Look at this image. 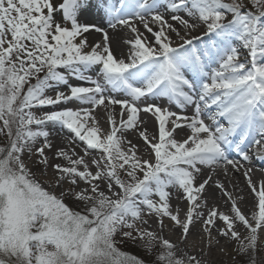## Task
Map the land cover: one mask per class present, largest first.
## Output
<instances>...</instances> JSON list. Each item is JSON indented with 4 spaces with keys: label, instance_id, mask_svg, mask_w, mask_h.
<instances>
[{
    "label": "snow or ice",
    "instance_id": "obj_1",
    "mask_svg": "<svg viewBox=\"0 0 264 264\" xmlns=\"http://www.w3.org/2000/svg\"><path fill=\"white\" fill-rule=\"evenodd\" d=\"M109 30L130 34L120 57ZM253 158L264 162V0H0V264H209L216 246L231 255L221 238L257 264ZM221 171L243 175L248 213Z\"/></svg>",
    "mask_w": 264,
    "mask_h": 264
},
{
    "label": "bare ground",
    "instance_id": "obj_2",
    "mask_svg": "<svg viewBox=\"0 0 264 264\" xmlns=\"http://www.w3.org/2000/svg\"><path fill=\"white\" fill-rule=\"evenodd\" d=\"M198 34H199V32L193 33V35H198ZM127 35H130V34L127 33L126 30H117V31L109 30L111 47H112L114 54L117 57H120L122 55V53L126 52V50H127L128 46L125 43H123V39ZM89 41L93 42V43L94 42H101L102 41V34H100V33L90 34L89 35ZM93 74H95V73H93ZM118 111H119V108L117 107V112ZM141 119L147 120L146 126L148 127L150 132L154 131L156 129L154 118H152L150 115L142 113ZM104 126L107 127V124H105ZM129 139H133L134 142L140 144L141 147H143L142 142L137 140L133 135L130 134ZM55 141H56L57 147H63L67 143L66 141H63L60 137H55ZM251 166L255 170L254 174H253L254 180H259L261 177H264V171L261 170V169H264V162H261L260 160L253 158ZM33 171L39 172V169L37 167L33 166ZM229 171H230V175H231V169H229ZM203 178L204 177H201V179H203ZM213 179L218 180L221 183H223L225 188L230 192H234L235 194H239L242 192L243 195L246 197V202L241 204L242 210L245 213H248L250 211L253 198H252V195L250 194L249 190L246 187L245 179L241 173H235L234 178L231 179V182H229V178H226L222 174V171L218 172L217 174H213ZM234 184L236 185L235 189L233 188ZM176 195H178V193ZM206 195H209L210 197H216V199H214V200L210 199L209 203L210 204H212V203L218 204L221 206V209L223 210V208L225 207L224 199H226V198H223V199L219 198V197H221V193L219 192L218 189H216L214 184L211 188L208 189ZM171 203H172L174 208L177 206L178 201L175 198V196L173 197ZM186 206H187L186 202L180 203L181 208H186ZM181 216H183V213H181ZM150 223L152 224V228L154 230L159 231V226H158L156 220H152V221H150ZM165 224L169 226L168 228L164 229L163 234L165 235V238H168L173 242H177L178 237L180 236V230L175 229L174 234H173V232L169 231V228L171 227V222L167 218H165ZM221 245L227 247L228 252L231 253V255H229L228 253L220 251L219 250L220 246H216L211 250L210 254L205 256V259L209 261V264H222V262L227 264L229 258L236 256L235 252L233 251V245L232 244L226 243L224 241V239L221 238ZM181 249H182V251L189 252V254L194 253L197 256L202 255L199 252V247H197L195 250H193L191 247L181 245ZM205 251L207 252V249H205ZM260 252H263V254H264V246H262V250ZM178 255H179V253H178Z\"/></svg>",
    "mask_w": 264,
    "mask_h": 264
},
{
    "label": "rangeland",
    "instance_id": "obj_3",
    "mask_svg": "<svg viewBox=\"0 0 264 264\" xmlns=\"http://www.w3.org/2000/svg\"><path fill=\"white\" fill-rule=\"evenodd\" d=\"M37 174H39V172H37ZM153 220H155V219H153ZM119 247L121 248L122 251H126L129 253L135 254L138 257L143 258L145 261L150 262L155 257V252L147 253L142 248L134 246L133 244H131L127 241L124 242L123 244L119 245ZM262 258H264V254H263V252H259L257 255V258H256L257 264H261ZM242 261L244 262V264H248V258L247 257H240V256H235V258L234 257L229 258L227 264H241ZM222 264H226V263L222 262Z\"/></svg>",
    "mask_w": 264,
    "mask_h": 264
}]
</instances>
